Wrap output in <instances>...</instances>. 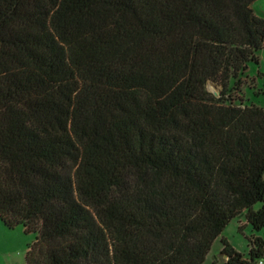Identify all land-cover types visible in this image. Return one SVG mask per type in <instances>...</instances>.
Masks as SVG:
<instances>
[{
	"label": "trees",
	"instance_id": "trees-1",
	"mask_svg": "<svg viewBox=\"0 0 264 264\" xmlns=\"http://www.w3.org/2000/svg\"><path fill=\"white\" fill-rule=\"evenodd\" d=\"M255 1L0 0V217L37 234L27 264H204L242 215L262 235L226 264L264 257V108L233 94Z\"/></svg>",
	"mask_w": 264,
	"mask_h": 264
},
{
	"label": "rangeland",
	"instance_id": "rangeland-1",
	"mask_svg": "<svg viewBox=\"0 0 264 264\" xmlns=\"http://www.w3.org/2000/svg\"><path fill=\"white\" fill-rule=\"evenodd\" d=\"M254 7L259 15L264 16V0L255 1ZM258 56L259 62L251 63L242 78L241 91H235L233 94L243 95L245 103L248 105L255 104L264 108V51H260ZM207 87L212 93L220 94L222 90V86L214 80H210ZM245 223L246 217L242 215L231 221L225 231L226 236L235 242L238 252L248 257L250 250L248 237L252 234L262 235V232L254 231L250 225L240 231V225ZM36 236V233L26 232L23 225L14 228L8 227L0 217V264H27L28 246L35 241ZM220 242L222 241L217 240L213 247L214 251H217ZM204 264H211V256L206 259Z\"/></svg>",
	"mask_w": 264,
	"mask_h": 264
},
{
	"label": "crops",
	"instance_id": "crops-1",
	"mask_svg": "<svg viewBox=\"0 0 264 264\" xmlns=\"http://www.w3.org/2000/svg\"><path fill=\"white\" fill-rule=\"evenodd\" d=\"M223 239L227 240L237 251H239L235 242H232L230 240V238L228 236H226V231L223 232V234L217 240L222 241ZM217 240L215 241V243L217 242ZM215 243H214V245H215ZM214 245H213V247H214ZM213 247H212L211 251L209 252V254L207 255L206 259L209 256H211V264H226L228 257L222 254V250H223L222 242H220V244L218 245L217 251H214Z\"/></svg>",
	"mask_w": 264,
	"mask_h": 264
},
{
	"label": "built area",
	"instance_id": "built-area-1",
	"mask_svg": "<svg viewBox=\"0 0 264 264\" xmlns=\"http://www.w3.org/2000/svg\"><path fill=\"white\" fill-rule=\"evenodd\" d=\"M253 264H264V257L258 259L255 263Z\"/></svg>",
	"mask_w": 264,
	"mask_h": 264
},
{
	"label": "water",
	"instance_id": "water-1",
	"mask_svg": "<svg viewBox=\"0 0 264 264\" xmlns=\"http://www.w3.org/2000/svg\"><path fill=\"white\" fill-rule=\"evenodd\" d=\"M215 94H216V95H219V93H217V92H216Z\"/></svg>",
	"mask_w": 264,
	"mask_h": 264
}]
</instances>
